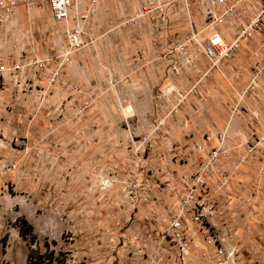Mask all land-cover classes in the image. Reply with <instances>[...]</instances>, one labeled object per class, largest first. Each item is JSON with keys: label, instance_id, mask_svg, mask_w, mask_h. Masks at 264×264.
I'll return each mask as SVG.
<instances>
[{"label": "crops", "instance_id": "crops-1", "mask_svg": "<svg viewBox=\"0 0 264 264\" xmlns=\"http://www.w3.org/2000/svg\"><path fill=\"white\" fill-rule=\"evenodd\" d=\"M142 1L97 0L91 5L89 0H80L77 11L78 16L83 17V38H94L93 44L71 55L62 69L60 81L50 89L42 105L38 104L35 89L36 85H42L39 80L24 76L32 88L18 92L10 81L11 77L3 75L0 128L11 132L28 128L32 132L41 126L38 117H43L48 138L36 148L43 149L47 155L50 166L45 175L50 181L57 174L53 166L57 151L59 179L64 180L67 176L69 131L75 132L72 144L76 148L75 163L79 173L83 176L90 174L93 180L113 178V186L118 191H122L129 166L142 158V174L156 185V200L150 210L146 206L137 209L133 213V222L125 223L124 234L130 235L134 232L141 234L138 231L147 223L144 220L164 219L175 210L173 191L185 190L190 175L205 157V152L196 151L194 145L203 143L207 151L216 141L214 137L205 141L203 136L226 126L225 146L229 155L215 165L207 178L208 193L201 201L204 217L217 236L216 246L233 252L230 264H264V166H261L256 144L264 121L254 120L251 110L246 114L247 119L245 117L248 123H238L240 119L236 117L227 123L226 115L218 127L207 123L196 127L195 124L198 110L194 109H198L200 98L222 96V100H228L227 104L231 106L235 96L231 85L237 86L238 80L226 81L219 74L212 73L202 92L190 97L175 118L168 120L166 131L158 138H147L145 155L132 149L150 129L152 120L159 116L153 100L155 88L166 81L164 43L184 30L181 14L171 16L166 35L154 29L147 19L121 26ZM39 7L28 13L24 5H19L12 14L10 25L0 32V54L4 61L16 60L22 53L44 57L56 49L61 41L60 32L52 33L48 8L45 6L47 11H42L44 8ZM203 65L201 58L200 66ZM247 65L248 53L242 50L227 70L241 68L246 71ZM188 72H184L185 75ZM190 77L192 72L180 79L173 78V81L184 84ZM225 87L232 90L228 98L218 94ZM7 105H11L10 113L5 110ZM180 122H183L182 126H179ZM53 132L57 134L52 135ZM3 151L13 163L24 155L12 147ZM242 154L247 155V159L236 168L237 158ZM222 175H226L229 182L223 194L217 196L214 187ZM161 184L170 185L169 191L172 192L165 193L159 187ZM123 211L119 210L115 215H123ZM150 234L148 245L153 248L157 237L154 232ZM186 234L192 242L201 241L199 247L193 248L191 260L195 264H212L214 253L208 260L201 256L205 249L202 238H207V234L196 231L191 223ZM129 258L131 260L132 256Z\"/></svg>", "mask_w": 264, "mask_h": 264}, {"label": "built area", "instance_id": "built-area-1", "mask_svg": "<svg viewBox=\"0 0 264 264\" xmlns=\"http://www.w3.org/2000/svg\"><path fill=\"white\" fill-rule=\"evenodd\" d=\"M79 1L0 0V32L10 25L12 14L19 5H24L28 13L38 5L46 6L52 20L62 25L61 41L52 53H46L44 57L22 53L16 60L4 61L0 54V92L5 85L4 74L11 77L10 81L18 92L32 88L27 85L29 81L24 79V76H30L42 83L40 90L38 89V104L42 105L45 102L50 89L60 81L62 69L70 61L71 55L94 42L92 37L83 38L84 27L81 23L83 17H79L77 11ZM89 1L94 5L97 0ZM178 14L182 15L181 25L184 26V30L164 43L166 81L154 93V105L159 111V116L152 120L150 129L145 131L137 146L142 152L147 149V138L160 137L166 131L168 120L177 114L185 101L200 94L212 73L219 74L226 81L238 80L237 86L231 85L235 95L232 109L236 112L238 106L251 96L264 80V0H143L121 26L134 24L143 18L149 20L154 29L166 35L171 16ZM242 50L248 53L246 71L241 68L228 71L230 62L238 57ZM201 58L204 60L203 66H200ZM188 71L192 72V78L190 77L187 83L177 84L173 81V78L176 79ZM5 110L10 113L11 107L5 106ZM251 115L258 118L256 111ZM6 131L0 128V152L7 144L19 141L16 132L7 137ZM25 131H28V128ZM227 136L225 126L220 131L203 136L205 141L212 137L216 141V144L207 151L203 143L194 145L196 151L205 152V157L190 175L185 190L173 191L176 203L172 213L164 219L144 220L147 223L140 227L138 232L141 234L134 232L123 235L124 245L126 242L131 246L137 244L134 249L131 247L132 253L129 256H132V259L144 255L145 263L141 264H166V260L170 261L168 257H171L174 264H195L191 260V253L194 247H199L201 241L192 242V238L187 236L186 232L191 223L196 231L207 234V238H202L205 249L201 256L208 260L214 253L212 264L231 263L230 257L233 252H226L220 246H216L217 236L211 231L209 221L204 217L201 203L202 196L208 193L206 191L208 176L215 165L229 155V149L225 146ZM256 144L259 146L260 162L263 167L264 122L261 133L256 137ZM246 159L247 155H239L235 167L244 163ZM142 160L137 159L129 166V174L122 183L127 206L124 216L128 223L133 222V213L137 209L146 206L150 210L156 200L154 195L156 185L142 174L144 167ZM13 167L14 163L1 157L0 153V178H7ZM228 182L229 178L222 175L214 187V195H222ZM114 183L113 179H105L101 188H110ZM159 187L165 193L172 192L169 191L170 185L161 184ZM151 232L156 233L157 237L153 248L148 245L151 241ZM138 239L140 243H137Z\"/></svg>", "mask_w": 264, "mask_h": 264}, {"label": "rangeland", "instance_id": "rangeland-1", "mask_svg": "<svg viewBox=\"0 0 264 264\" xmlns=\"http://www.w3.org/2000/svg\"><path fill=\"white\" fill-rule=\"evenodd\" d=\"M39 6L44 8L42 11H47L45 6L37 7ZM140 20L143 18L137 22ZM50 28L53 34L57 31L61 34V24L51 20ZM186 76H189V73L186 75L183 73L180 77ZM40 87L36 85L35 89L38 91ZM231 92V88L225 87L218 94L228 98ZM223 98L222 96L200 98L197 102L198 109L194 106V110H198L196 127H200L202 123L218 127L226 115L227 123L232 117L240 119L238 123H248L245 117L247 119L246 114L251 110L258 113V119L254 120L264 121V80L254 93L238 106L237 112L232 109L233 101L230 106L227 104L228 100L223 101ZM153 103L155 104V100ZM186 103L188 102L185 101L182 106ZM38 119L40 127L35 126L36 130L32 132L17 131L19 141L12 142L4 148L8 150L10 147L16 148V152H23L24 155L14 162V167L7 178H0V264L145 263L144 255L131 260L129 258V254L132 253L131 247L134 249L136 243L131 246L126 240L125 245L123 242V235L127 229L125 211L123 215H115L119 210L120 212L127 210L123 191H118L116 186L101 188L106 178L93 180L90 174L83 176L79 173L75 163L76 148L72 144L75 132H68V140L71 142L67 149L66 178L59 179L58 151L53 162L54 171H57L55 178L50 181L45 175L50 163L47 155H44V150L36 146L47 139L48 134L43 126L45 120L43 117ZM182 125L183 122H180L179 126ZM5 134L10 137L12 132L7 130ZM137 146L132 147L135 153L142 151ZM144 151L142 155L146 154L147 149ZM0 153L1 157L10 161L8 153L4 151ZM27 225L32 228L30 234L27 232ZM138 237L141 239L139 235ZM139 239L137 243L141 242ZM168 259L170 261L165 259L166 264H174L171 257Z\"/></svg>", "mask_w": 264, "mask_h": 264}, {"label": "trees", "instance_id": "trees-1", "mask_svg": "<svg viewBox=\"0 0 264 264\" xmlns=\"http://www.w3.org/2000/svg\"><path fill=\"white\" fill-rule=\"evenodd\" d=\"M31 230H32L31 226H30V225H27V232H28L29 234H30Z\"/></svg>", "mask_w": 264, "mask_h": 264}]
</instances>
